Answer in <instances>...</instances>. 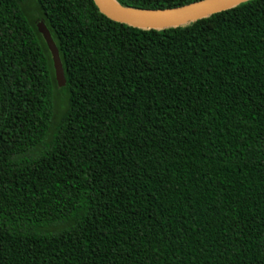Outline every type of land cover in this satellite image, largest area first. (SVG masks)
Returning a JSON list of instances; mask_svg holds the SVG:
<instances>
[{"label":"trees","instance_id":"obj_1","mask_svg":"<svg viewBox=\"0 0 264 264\" xmlns=\"http://www.w3.org/2000/svg\"><path fill=\"white\" fill-rule=\"evenodd\" d=\"M0 264H264V0H0Z\"/></svg>","mask_w":264,"mask_h":264},{"label":"water","instance_id":"obj_2","mask_svg":"<svg viewBox=\"0 0 264 264\" xmlns=\"http://www.w3.org/2000/svg\"><path fill=\"white\" fill-rule=\"evenodd\" d=\"M98 11L106 18L130 25L132 27L158 29L184 23L224 9L231 8L245 0H200L180 7L160 10H135L123 8L115 0H92ZM37 32L41 35L49 51L54 79L57 86H62L64 77L59 62L56 47L48 30L41 21L35 23Z\"/></svg>","mask_w":264,"mask_h":264},{"label":"bare ground","instance_id":"obj_3","mask_svg":"<svg viewBox=\"0 0 264 264\" xmlns=\"http://www.w3.org/2000/svg\"><path fill=\"white\" fill-rule=\"evenodd\" d=\"M109 1L114 2V0H109Z\"/></svg>","mask_w":264,"mask_h":264}]
</instances>
